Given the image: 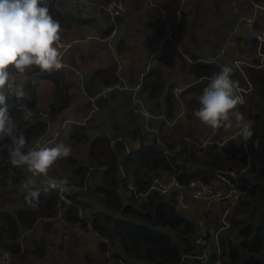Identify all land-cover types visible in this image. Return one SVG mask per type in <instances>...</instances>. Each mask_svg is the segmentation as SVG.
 <instances>
[{
    "label": "trees",
    "instance_id": "1",
    "mask_svg": "<svg viewBox=\"0 0 264 264\" xmlns=\"http://www.w3.org/2000/svg\"><path fill=\"white\" fill-rule=\"evenodd\" d=\"M109 1L93 0L99 6ZM121 1L135 10L141 9L144 4V0ZM174 1L152 0L150 12L152 19L158 22L157 30L164 28L160 8H169ZM255 1L264 4V0ZM45 2L51 15L61 25L58 43L65 44L70 38L72 43L66 53L61 55L64 66L59 71L47 73L34 68L19 73L10 69L12 77L21 78L14 82V86L22 87L25 94L20 98L13 95V99L27 104L30 111L15 107L8 112L24 132L28 147L37 141H42L43 144L45 140H48V143L43 146L52 147L57 143H64L71 146V150L77 143L87 144L89 164H80L71 154L57 160L49 170V174L72 176L80 183L85 182L86 189L74 195L73 205H61L54 191L46 193L44 184H39V202L36 204L33 201L36 206H32L26 200L30 191L25 190L24 185L29 182L32 186L30 181L37 183V178H32L26 168L13 166L7 149H0V245L12 253L13 261L47 264L46 237L29 242L22 236L38 221L47 220V225L51 226V220L60 216L69 225L78 224L95 233L101 239V252L109 254L116 264H179L183 252L188 253L195 249L192 242L196 234L194 220L179 214L173 195L167 197L150 192L138 197L127 193L126 181L130 179L140 190H146L155 175L175 176L181 182L193 179L210 182L214 171L240 170L248 165L249 173L254 175L244 179L245 201L236 205L231 216L232 227L238 228L236 241L228 248L225 264H264V210L259 221L249 218L261 207L264 208V67L245 68L252 90L245 95V102L239 106L238 111L245 119L252 121L253 135L247 141L232 138L236 132L235 127L232 128L230 138L223 137L221 128L215 139L223 142L222 144L208 142L199 146L203 132L209 127L203 125L194 112L199 108V96L203 89L221 67L217 64L189 63L176 48L169 51V54L165 53L172 46L175 47L168 40L161 54L155 58L156 63L148 70L141 74H128L129 79L135 77L133 83L140 84V100L156 118L151 119L149 125L153 131L159 130L160 135L158 131L149 133L152 130L145 128L144 120L138 115V121L131 119L128 127L114 136L101 133L91 138L87 122L99 108H108L111 104L109 100L115 97L114 94H111L110 98L96 97L100 86L123 85V34H118L114 43L117 61L106 62L102 54L104 50L109 55L111 52L102 40L110 34L114 26L120 29L124 17L120 14L112 22L106 19L108 17L101 10L109 23L105 27L100 17L77 16L76 12H82L68 0ZM186 2L176 27L177 39L183 44L181 33L186 29L192 32L188 35L192 39L207 35L200 40L210 48L216 49L225 41V37L220 40L213 39L212 31L201 35L193 30L197 22L205 19V13L214 11L216 0H211L209 5L206 0ZM243 2L247 3V10L251 13L250 0ZM216 13L220 16L218 9ZM84 27L90 30L91 35L76 32L81 41L70 37L72 30H84ZM88 36H91L92 40L89 41L90 38H86ZM237 38L239 41L244 39L248 50L252 51L256 47V41L245 34H240ZM56 46L59 51L63 48ZM180 49L185 50V47L181 46ZM262 50L264 52V43ZM164 53L167 56H164ZM165 59H169L170 63L163 64ZM142 60L140 57L133 60V66ZM254 63L257 65L259 61L254 60ZM164 67L171 70L176 67L183 72V83L187 82L188 85L180 95L176 96L172 91L173 84L164 73ZM75 69L80 73L76 74ZM186 73L189 74V79H185ZM232 78L238 81L239 85L245 83L236 70H233ZM91 97H96L94 104L90 101ZM182 102V118L170 125L169 121L181 111ZM96 105L98 107L94 109ZM72 107L76 116L69 120V111L66 109ZM139 124L143 125V130L137 127ZM148 134H153L152 142L147 140ZM127 137L132 141L137 140L138 145L129 146ZM8 143L7 138L0 140V145ZM92 170L97 171L99 176V182L95 185L89 183ZM121 170L124 171V178L121 177ZM123 193L128 194L127 203L123 200ZM79 207L81 213L78 212ZM245 212V218L234 216ZM156 226L174 230L180 239L179 244L155 230ZM86 259L89 264H98L96 259L88 256Z\"/></svg>",
    "mask_w": 264,
    "mask_h": 264
},
{
    "label": "clouds",
    "instance_id": "2",
    "mask_svg": "<svg viewBox=\"0 0 264 264\" xmlns=\"http://www.w3.org/2000/svg\"><path fill=\"white\" fill-rule=\"evenodd\" d=\"M60 33V22L51 15L45 0H0V140L7 138L9 141L0 145V149L6 148L11 164L26 168L32 178L48 177L57 160L70 156L72 150L64 143L52 147H28L24 132L8 112V96L20 98L25 95L19 86L13 93L8 92L13 79L10 69L19 73L34 68L47 73L61 70L64 65L56 46ZM232 73L233 68L225 65L211 77L199 96V108L194 115L213 133L221 128L235 127L232 138L247 141L253 135L252 121L238 111L244 100L238 93L239 82L232 78ZM44 191L70 195L74 186L67 178H48ZM39 195L38 189L30 191L26 200L36 206Z\"/></svg>",
    "mask_w": 264,
    "mask_h": 264
},
{
    "label": "rangeland",
    "instance_id": "3",
    "mask_svg": "<svg viewBox=\"0 0 264 264\" xmlns=\"http://www.w3.org/2000/svg\"><path fill=\"white\" fill-rule=\"evenodd\" d=\"M74 7H76L71 0H68ZM92 1V6L91 8L87 11V13H79L77 14V12L75 13L77 16L81 17V18H85V17H91V16H95V17H100L102 18L103 22H104V26H108L109 23L104 17V14L102 15V7L105 6V4L99 6L96 5L93 0ZM186 1L188 0H175L174 2H172L171 6L169 8H160V12H161V17H162V21H163V25L164 28L166 30V24L169 27V31L167 32V34H169L173 39L177 38V24L180 22V13L182 8L184 7L185 3H187ZM245 0H216V5L213 6V10L214 11H210L208 13H205V19L199 21L196 23L195 27L193 28L194 32L197 34H206L208 31H212V38L213 39H221L222 37H225V41L219 45L216 49L210 48L208 44L203 43L200 39L207 37H200V38H195L192 39L190 38L188 35L192 34L191 31L189 30H182L183 32L181 33L182 37L181 39L184 40L182 41L183 44H181L180 42L178 43L180 48L181 46H184L185 42L190 43V44H194L197 47H201L200 50H202L197 58L200 57H205L207 54H215L217 52V50L223 46L226 41H230L231 38H235L237 41L238 35H243L245 29L243 30V27L241 26V18H246L249 17V15H253L255 14V18H256V23H255V30H261L264 26V11L262 9H257L256 12L253 11V8L251 10V13L247 10V3L243 2ZM251 1V0H250ZM253 2H255L259 7L264 9V4L260 3V2H256L255 0H252ZM152 0H144V4L146 7L149 8V10L151 9V5H152ZM207 4L209 5L211 3V0H206ZM210 2V3H209ZM262 2V1H261ZM108 3V2H107ZM106 3V4H107ZM142 6V7H143ZM101 7V9H100ZM130 7L128 5L125 6V10L122 13V15L127 12V10ZM179 8V12L176 14V9ZM131 9V8H130ZM216 9H218L220 16L216 13ZM253 12V13H252ZM106 16V15H105ZM106 18V19H105ZM110 20V19H109ZM154 24L157 25V21H155L154 19H152ZM205 20V21H204ZM157 22V23H156ZM160 25L162 26V23L160 22ZM84 30H72L70 33V37L73 38H77L76 41H81L79 39V35L76 32L85 34V35H91L89 32L90 30L88 28H83ZM180 30V29H179ZM167 31V30H166ZM121 36V35H120ZM107 38V39H106ZM120 39V37H119ZM110 40V39H109ZM175 40V39H174ZM211 40V39H210ZM233 40V39H232ZM242 41V40H241ZM241 41H239V43H241ZM102 42H105L106 46L109 48L108 51L111 52V55H107V51L103 52V57L105 58V60H111V61H117L118 57H117V53L116 50L114 48V43L115 41L113 40L112 42L109 41L108 42V37L106 36ZM58 46H60V48H62V46H64V44H60L57 43ZM248 47L246 46L245 43L241 44L239 46V48L237 49L240 53L243 54H249V55H256V47L254 48V50H248ZM204 51V53H203ZM261 51L263 53V57H262V62L260 63L259 61V67H257V65L254 63V66L257 69H262L264 67V52L261 48ZM62 53V51H60ZM132 52V51H131ZM186 55V53H185ZM203 55V56H202ZM230 54L227 53V57H229ZM186 59V57H185ZM196 59V58H195ZM193 58H189L187 61L193 63V61L195 60ZM255 59V58H254ZM257 60V59H256ZM62 62H63V58H62ZM149 67L146 68V70H148ZM176 70H178L179 72L181 71L179 68H174ZM173 69V70H174ZM145 70V71H146ZM76 74H79L80 71L78 69H75ZM181 81L184 82L183 79H181ZM105 86V85H104ZM104 86H100L99 88V92L101 90H103L105 87ZM136 86H140V84L138 83ZM16 86H14V88L12 89V92H14L16 90ZM45 88V87H44ZM43 88V90H44ZM42 90V91H43ZM117 90V89H116ZM118 90H122V89H118ZM115 92L111 91L107 94V97L110 98L112 97L111 94ZM106 97V98H107ZM125 98H121V99H115L111 98L109 100V102H111L110 106L104 107V108H99V110H97V112H94L92 115L91 120H89L86 124V126L89 127V135L92 137H94L95 135L101 134V133H106L109 136H114L118 133V131H123V129L125 128V121L122 124V120L124 118V115L126 116L127 113L125 112V114L121 113V109H119V106H122L121 108L124 109L126 106L125 104ZM130 100V99H129ZM117 101V102H116ZM132 103V106L134 105V103L132 102V99L130 100ZM18 105H23L25 107V109L28 111H30L29 107L27 106V104L22 103L21 101L17 103ZM114 106V107H113ZM130 106V110L133 114L136 115V113L133 112V107ZM181 106V111L177 114V116L169 121V123H171L172 121H180V119L182 118V109L184 108L183 102L180 104ZM97 105L94 107V109H97ZM116 108V109H113ZM147 109V108H146ZM66 110H68L69 112H72L74 110V108H67ZM149 111V109H147ZM151 113V111H149ZM31 114V112H30ZM152 114V113H151ZM74 118L69 116V120H72ZM129 119V118H128ZM139 118L136 117V121H138ZM127 122V121H126ZM174 124V123H173ZM118 126V127H116ZM121 126V127H120ZM137 127H139L140 129L142 128L143 130V125L139 124ZM211 128H209L208 130H210ZM51 130V129H50ZM218 132V130H217ZM221 133H223V137H228L230 136L233 131L232 129H224L222 128ZM47 138L44 137L43 139L45 140ZM205 138V134L203 132L202 135V140H204ZM42 139V140H43ZM149 142H152L154 139L153 137H151L150 134H148V139ZM48 140H45L44 143L42 144V141H37L35 142L31 147H39L42 145H46L48 142ZM126 141L128 143L129 146H137L138 145V141H132V139L130 137L126 138ZM71 154L74 155L78 162L80 164H89V159L87 158V144H83V143H77L76 145H74L72 147V151ZM124 172L123 170L120 171ZM254 175L253 173H249V177ZM48 177H55L57 179H62V178H69L72 180H75L72 176H56L53 174H49L48 173ZM48 177H37V183L32 182V186L28 183H26L24 185L25 190L27 191H35L37 189V185L39 184H44L45 179H47ZM160 177L163 178H167L168 176L166 175H161ZM77 181V180H75ZM99 182V176H98V172L92 170L90 172V176H89V183H91L92 185H95L96 183ZM31 186V187H30ZM128 193V192H127ZM127 193H123V200L125 203H127V197L128 194ZM245 201V196L243 197V199H241L238 203L240 204L241 202ZM237 203V204H238ZM236 204V205H237ZM234 206L231 214L229 215V221L231 223V216L234 213L235 207ZM179 214H181L184 217H188L194 220L195 222V227L197 222H199L200 220L204 219V221L206 222V224H210L212 222L215 221L217 214L219 213V206L215 205V207L213 208L214 212H210L208 211L206 214L204 213V209L205 207H202L201 205H197L194 204L192 202H190L189 207L186 210H179L178 207L176 206ZM212 209V208H211ZM218 209V210H217ZM264 208L261 207L259 210H257L252 217L253 221H259L262 218V213H263ZM205 214V218H203L202 215ZM235 218H240V217H246V212L243 214H235L234 215ZM234 218V219H235ZM47 221V220H46ZM45 220L43 221H38V223L30 230L25 231L23 233L22 238L24 240H28L29 242H31L33 239L36 238H41V237H46L47 239V264H89L87 262L86 257H91L93 259H96L98 261V264H116V261L109 257V254H105L103 252H101L100 248H99V243L100 240L97 236L93 235V233L91 231L87 232L85 228L79 226L78 224H74V225H69L67 224L64 219H60V216H57L55 219H52L50 223V225H47V222ZM236 228H238L237 226L232 227V223L230 226V229L227 230L224 233L223 238H225V236H229L233 237L236 235ZM155 230H157L160 233H163L165 235H167L170 240L176 244H179L180 239L177 236V233L172 230L169 229L167 227H159L156 226L154 227ZM89 230V229H88ZM91 232V233H90ZM233 234V235H232ZM0 248L2 250L8 251L9 250L5 249L2 245H0ZM187 253V252H185ZM183 252V254L181 256H183L185 254ZM11 254V263L10 264H29L27 262H23V261H18V262H14L13 261V255Z\"/></svg>",
    "mask_w": 264,
    "mask_h": 264
},
{
    "label": "built area",
    "instance_id": "4",
    "mask_svg": "<svg viewBox=\"0 0 264 264\" xmlns=\"http://www.w3.org/2000/svg\"><path fill=\"white\" fill-rule=\"evenodd\" d=\"M183 1V0H182ZM71 2L76 6L79 12L87 13V11L92 6L91 0H71ZM253 11L256 12L257 9L263 8L259 7L252 0L250 1ZM105 15L114 22L116 16L122 14L125 10V5L121 0H110L105 6L102 7ZM176 14L179 12V8L176 9ZM253 13V12H252ZM241 23L244 34L251 40L256 41V55H249L240 53L237 49L242 43H239L235 38H231L230 41L221 46L215 54H207L205 57H200L195 59L193 62H201L206 64H217L221 68L223 66H230L233 70H236L243 78L244 85H239L238 93L242 96L245 102V95L252 90V85L245 74V68L248 66H254V60H259L262 62L263 53L261 51L262 45L264 43V26L261 30H255L256 18L255 14L249 15V17L241 18ZM166 30L169 31V27L166 24ZM118 28L113 27L108 37L109 41H115L118 37ZM167 38L170 37L169 34L166 35ZM107 39V38H106ZM110 39V40H109ZM233 39V40H232ZM227 53L230 54L227 57ZM255 58V59H254ZM261 65H257L259 67ZM20 77H13L11 80L12 87L7 89L11 94L14 88V82L20 80ZM105 88L101 90L96 97H107V94L116 89H127L125 85H114V86H104ZM139 86L133 89L131 94L133 105V112L141 116L144 119L145 128L147 130H152L149 123L153 114H151L140 97L137 96V91ZM91 97L90 101L94 104L95 98ZM8 105V110L15 107L25 108L23 105L16 104L17 101L13 99V95H9L6 100ZM244 104V103H243ZM174 121L169 123L172 125ZM155 131V130H154ZM205 138L201 141L199 146H203L208 142H215L217 144H222L215 139L217 131L213 133V130H207L204 132ZM232 136H228L230 138ZM249 176V166L246 165L240 170L232 171H214L213 178L210 182H204L201 180H188L185 182L179 181L175 176H168L163 178L160 176H153L150 180L149 186L146 190H140L136 184L130 179L126 181L127 192L133 193L138 197L145 196L150 192H156L160 195H165L167 197L174 196L175 206L179 210H186L190 202L201 205L205 207L204 213L206 214L209 210L214 212L213 208L215 205L219 206V213L216 216L214 222L206 224L204 219L197 222L196 234L192 238V242L195 249L192 252L185 253L181 256L179 264H225L227 260V251L230 244L236 241V237H230L227 235L223 238L224 233L230 229L231 223L229 221V215L231 214L234 206L245 196L244 189V179ZM121 177L124 178V172H121ZM54 178L55 177H48ZM47 178V179H48ZM45 179V182L46 180ZM70 185L74 186V191L68 195H61L58 191H54L57 194L59 203L61 205H73L75 202L74 195L82 190L86 189V183H80L78 181L67 178ZM44 182V186H45ZM212 208V209H211ZM209 211V212H210ZM81 213V207L78 210ZM205 214H201L205 218ZM237 233V229H236ZM233 235V234H232ZM225 251V254H224ZM11 254L8 251L2 250L0 248V264H10Z\"/></svg>",
    "mask_w": 264,
    "mask_h": 264
},
{
    "label": "crops",
    "instance_id": "5",
    "mask_svg": "<svg viewBox=\"0 0 264 264\" xmlns=\"http://www.w3.org/2000/svg\"><path fill=\"white\" fill-rule=\"evenodd\" d=\"M123 17H124V20H123V23L121 24L120 29L118 30V33L119 35L123 34L121 37L124 38L123 46L125 47L123 48V51L121 54H123L125 58L121 59V63L123 64V73L121 74L122 75L121 79L123 81V85H125L127 89H124V90L117 89L112 94H114L115 99L116 97L117 99H121V98L126 99L125 100L126 107L122 109L121 108L122 106H119L120 107L119 109H121L122 114L123 113L125 114V112L127 113L126 116L124 115V118L122 120V124L125 121V124H126L125 128H126L128 127L131 119H133L134 121L136 117L137 118L140 117V116L138 117V115L136 116L135 114H131L130 106H132V103H129V102H131L130 101L131 94H132L133 89L136 88L137 83H133L132 80H134L133 78L135 77H133L132 79H129L128 74L131 72L135 74L138 72L141 74V72L145 71L147 67H150L152 64H155L156 63L155 58L159 54H161L163 46L165 45V42L167 40L172 42L175 45V47L172 46V48L167 50L165 53L169 54V51H171L173 48H176L177 52L179 51L178 53H180L184 58L186 57L187 60L189 58L197 59V57H199L198 54L201 52L200 50L201 47L200 48L197 47L195 45L196 43L190 44V43L185 42L184 44L185 50H181L178 44L180 41L177 39L178 38L177 36H176L177 38H174L175 40L171 36L167 38L166 36L167 31L165 30V28L162 27V29L160 28V30H157L158 27L157 25L154 24L152 20L151 12L149 8L146 7L145 5L141 9H137V10L129 8L127 12L123 14ZM86 38L87 39L90 38L89 41L92 40L91 36H88ZM243 41L244 39L242 38V43H244ZM70 43H72L71 38L68 39V41H66V43L64 44L61 50L62 51L61 55L62 54L64 55L66 53V50L67 48H69ZM115 50H116V45H115ZM165 53H164V56H167ZM139 57L143 58V60L140 63H136L134 67L133 66L134 63L132 61ZM168 60L169 59L163 60V64L166 65L167 63H170ZM64 61H65V64H67V61L66 60ZM106 62H111V60H106ZM119 65H120V61H119ZM164 73L168 76L169 82L173 84L172 91L174 92V94L176 96L180 95V93L185 89L186 85H188L187 82L183 83V81H181V79L184 76L183 72L182 71L179 72L176 69L171 70L168 67H164ZM188 75L189 74L186 73L185 79H189ZM138 90L139 88L136 89L137 96L139 97ZM113 109H116V108H113ZM69 116L72 118H75L76 113L74 112V110L72 112H69V115L67 117L69 118ZM155 119L156 118H154V120ZM157 131L160 135L159 130H156V129L155 131L153 130L149 131V133L151 132L155 133ZM60 219H62V217H60ZM86 231L89 232L90 230L86 229ZM93 235L97 236L95 233H93ZM99 240L101 241L100 238Z\"/></svg>",
    "mask_w": 264,
    "mask_h": 264
},
{
    "label": "bare ground",
    "instance_id": "6",
    "mask_svg": "<svg viewBox=\"0 0 264 264\" xmlns=\"http://www.w3.org/2000/svg\"><path fill=\"white\" fill-rule=\"evenodd\" d=\"M112 25V24H111Z\"/></svg>",
    "mask_w": 264,
    "mask_h": 264
}]
</instances>
